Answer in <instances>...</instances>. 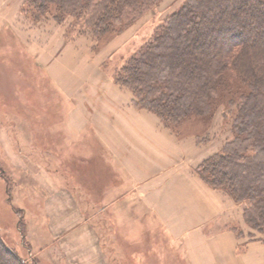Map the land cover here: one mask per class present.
<instances>
[{
	"label": "rangeland",
	"instance_id": "rangeland-1",
	"mask_svg": "<svg viewBox=\"0 0 264 264\" xmlns=\"http://www.w3.org/2000/svg\"><path fill=\"white\" fill-rule=\"evenodd\" d=\"M186 1L160 0L120 33L109 32L99 39L90 30L79 33L70 16L58 22L50 13L41 20L62 25L69 39L89 33L98 45L124 34L123 47L105 65L113 75ZM24 14L31 18L29 12ZM15 37L0 36V233L7 245L31 264H183L169 246V237L161 233L158 218L144 210V204L105 201L103 194L113 180L126 181L124 171H115L117 178L114 170L97 160L93 145L65 150L62 139L50 133L58 117L52 107L58 103L57 94L35 73L33 61ZM263 106L260 102L256 109ZM257 112L253 118L262 119L263 113ZM227 113L221 107L208 123L195 117L180 125L162 122L174 133L197 136L216 153L234 138ZM58 152L66 169L56 157ZM228 170L237 174L234 167ZM233 227L244 241L242 249L249 242H264V233L246 222Z\"/></svg>",
	"mask_w": 264,
	"mask_h": 264
},
{
	"label": "crops",
	"instance_id": "crops-1",
	"mask_svg": "<svg viewBox=\"0 0 264 264\" xmlns=\"http://www.w3.org/2000/svg\"><path fill=\"white\" fill-rule=\"evenodd\" d=\"M24 2L0 0L1 39L14 34L35 73L57 94L52 107L58 117L50 133L62 139L63 149L93 145L97 160L117 178L115 171L126 173V181L110 183L114 187L103 194L105 201L144 204L183 264H264V242L242 249L244 241L233 227L245 225L243 206L196 172L213 147L168 129L156 114L136 106L130 89L113 80L105 65L123 47L124 34L99 45L89 33L69 39L54 20L25 16ZM61 156L56 155L66 169Z\"/></svg>",
	"mask_w": 264,
	"mask_h": 264
},
{
	"label": "trees",
	"instance_id": "trees-1",
	"mask_svg": "<svg viewBox=\"0 0 264 264\" xmlns=\"http://www.w3.org/2000/svg\"><path fill=\"white\" fill-rule=\"evenodd\" d=\"M158 1L27 0L23 11L34 21L50 13L58 22L70 16L79 33L90 30L99 39L120 33ZM112 78L165 125L192 117L208 123L227 109L234 138L196 172L244 204L246 224L264 233V106L256 109L264 103V0H187ZM255 111L262 119L253 118ZM11 261L31 264L0 233V263Z\"/></svg>",
	"mask_w": 264,
	"mask_h": 264
}]
</instances>
